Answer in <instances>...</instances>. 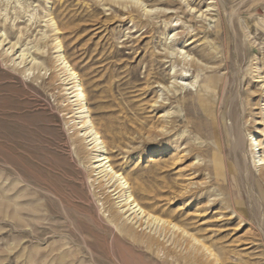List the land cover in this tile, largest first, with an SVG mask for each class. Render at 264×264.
Wrapping results in <instances>:
<instances>
[{
  "label": "rangeland",
  "instance_id": "obj_1",
  "mask_svg": "<svg viewBox=\"0 0 264 264\" xmlns=\"http://www.w3.org/2000/svg\"><path fill=\"white\" fill-rule=\"evenodd\" d=\"M136 1L0 0V264H264V0Z\"/></svg>",
  "mask_w": 264,
  "mask_h": 264
},
{
  "label": "bare ground",
  "instance_id": "obj_2",
  "mask_svg": "<svg viewBox=\"0 0 264 264\" xmlns=\"http://www.w3.org/2000/svg\"><path fill=\"white\" fill-rule=\"evenodd\" d=\"M131 1L137 5H139V4H140V6L142 5L143 9L145 11H148L147 6L145 4L143 5L142 2L140 3L139 1H136V0H131ZM192 1L193 0H186L187 5H190L192 3ZM163 12L167 13V11H165V10ZM202 16H203V14H202ZM233 32H234V29H233ZM234 33H233V35H235ZM56 51L58 53V55H57L58 60L61 61V63L63 64V67L66 70H69L68 72L70 74L69 77L71 80V82L69 84H72V86H70L69 89H72L73 90L72 92H75L73 97H76V99L74 101H75V105L78 106V108H77L78 111L76 113H83V115L77 116V118H83V120L80 121V123H83L80 127H82L83 129L89 128L85 132V135L87 138L92 136L90 141L92 144H94L93 145V148H94L93 151H97L91 157L92 168L94 169V171H97V175L102 174L101 176H105V177L109 176L110 187L115 186V189L113 188V190H110V191H115V192L117 191L115 193L118 195L116 198L117 199L119 198V203H123L122 207L124 206V208H125L124 214L129 213V215H131V214L135 213L137 215V217H140L139 215L143 212L144 216L147 217V219H153V220H158L159 222H164V221L158 219L155 215H152L151 213H145V211L142 209V207L136 201L135 197H133V193L130 190V186H129L128 182L124 179V177L121 176V174L115 172L112 168H109L110 165H108V162H109L108 157L105 156V151L102 149V147H100V143L98 142L99 135H98L97 131H93V129H90L92 127L91 126L92 124L90 125L89 124L90 120L87 119L88 117H90V114H89V109L87 108V105H86L87 96L84 92L83 85H82L80 79L78 78L77 74L75 73V71L72 70L71 65L69 64V62L65 58L64 54L62 53V45H61V42L59 40H57V50ZM185 57L186 58H184V61L189 62L190 59L187 58V56H185ZM239 118H240V116H239ZM84 119H85V121H84ZM241 129L242 128H241L240 124L237 127V130L235 128L232 129V133L234 135L233 137H235L234 144L238 149H244L247 146V140H246V134H245L246 132L244 133ZM255 141H256V144H255V146L252 147V139H251V141L249 140V142H251V151H253V153L255 151L257 152V151H260L263 149L260 146V144L258 143V138H255ZM151 153H161V150L153 149V150H151ZM260 155H262V154H260ZM246 162L247 161L245 159V163ZM261 174H262V177H264V170L262 171ZM248 178H246V179L248 180ZM249 188H250V185H249ZM247 195H248V198L250 201L251 209L254 207L258 212L262 213V211L264 209L261 205L259 195L255 192H248Z\"/></svg>",
  "mask_w": 264,
  "mask_h": 264
}]
</instances>
